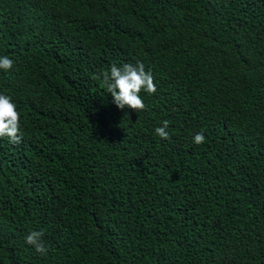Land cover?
<instances>
[{
	"label": "trees",
	"instance_id": "obj_1",
	"mask_svg": "<svg viewBox=\"0 0 264 264\" xmlns=\"http://www.w3.org/2000/svg\"><path fill=\"white\" fill-rule=\"evenodd\" d=\"M5 55L0 264H264V0H0ZM137 62L120 110L101 74Z\"/></svg>",
	"mask_w": 264,
	"mask_h": 264
},
{
	"label": "clouds",
	"instance_id": "obj_2",
	"mask_svg": "<svg viewBox=\"0 0 264 264\" xmlns=\"http://www.w3.org/2000/svg\"><path fill=\"white\" fill-rule=\"evenodd\" d=\"M13 67V60L8 56L0 57V69L9 70ZM102 82L106 90L111 94L113 103L118 109L126 107L134 111H142L146 105L140 96L142 90L149 94L157 91L154 83V76L151 71L146 72L144 64L137 62L135 65L124 63L118 66L113 63L108 70L101 74ZM100 78V77H98ZM169 121L162 122V127L155 129L156 135L162 139H169ZM7 136L12 143H20L23 137L20 127V113L17 111L15 103L10 96L0 94V137ZM205 142L202 133L196 134L194 143L199 145ZM44 233L42 231H31L25 241L33 246L38 253L47 254V248L43 242Z\"/></svg>",
	"mask_w": 264,
	"mask_h": 264
}]
</instances>
